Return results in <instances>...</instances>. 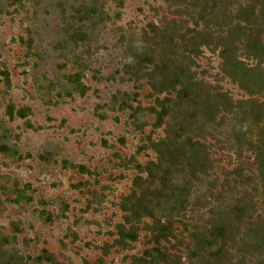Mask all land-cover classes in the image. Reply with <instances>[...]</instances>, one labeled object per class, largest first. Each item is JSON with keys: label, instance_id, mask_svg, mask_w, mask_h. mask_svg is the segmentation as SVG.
I'll list each match as a JSON object with an SVG mask.
<instances>
[{"label": "trees", "instance_id": "trees-1", "mask_svg": "<svg viewBox=\"0 0 264 264\" xmlns=\"http://www.w3.org/2000/svg\"><path fill=\"white\" fill-rule=\"evenodd\" d=\"M92 1L81 13L89 22L98 14V2ZM20 2L0 0V15L7 12V5ZM165 2L172 19L148 23L143 32L148 44L161 47L157 57L145 47L125 53L122 70L134 83L146 81L154 103L148 111L155 121L148 145L121 161L136 174L130 192L118 204L123 215L111 233L113 242L100 250L108 256L112 248L126 249L146 232L147 248L140 256H132L131 264H264V103L259 99L264 96V0ZM117 5L122 8L123 0H117ZM85 32L81 27L74 30L67 42H83L88 39ZM27 47L30 51V40ZM202 48L218 52L221 80L237 85L245 99L233 101L218 84L195 77L191 67ZM0 75L10 88L8 71L4 69ZM83 78L82 70L63 76L67 87L61 85L57 96L63 99L77 93L84 97L89 88L82 84ZM142 110L137 92L118 90L108 103L96 107L95 114L105 121L109 112H128V120L141 129L138 116ZM30 114L29 109H16L13 104L5 112L9 121L25 120ZM25 124L33 128L27 121ZM157 129L164 136L152 140ZM11 139L3 128L0 154L19 160ZM212 145L232 153L235 162L232 169H224L220 182L205 180L215 169ZM147 147L155 158L141 164L136 156ZM64 164L89 173L84 166ZM203 185L205 190L200 192ZM28 190L29 185L16 188L14 202H30ZM177 225L185 236L176 234ZM42 263L64 264L46 250L23 260L8 254L0 244V264ZM99 263H103L101 259Z\"/></svg>", "mask_w": 264, "mask_h": 264}, {"label": "rangeland", "instance_id": "rangeland-1", "mask_svg": "<svg viewBox=\"0 0 264 264\" xmlns=\"http://www.w3.org/2000/svg\"><path fill=\"white\" fill-rule=\"evenodd\" d=\"M91 1L67 0L57 6L56 0H21L7 5L0 15V71L6 69L11 81L6 88L0 75V131H8L21 157L0 154V244L23 260L46 250L64 264H100V259L102 264H131L132 256L147 248L146 232H141L126 249L112 248L108 256L100 250L113 242L111 233L123 215L118 204L130 192L136 174L121 161L148 145L155 121L148 111L154 103L146 81L134 83L122 70L125 53L145 47L157 57L161 47L148 44L143 32L148 23L157 25L172 16L165 0H123L122 8L117 0H97L93 24L81 15ZM80 27L88 39L68 43L67 35ZM220 62L217 51L202 48L191 71L197 79L218 84L233 101L245 99L237 85L221 80ZM78 70L89 91L84 97L74 93L59 98L60 86L67 87L63 76ZM118 90L139 94L145 109L138 116L141 129L128 120V112H109L105 121L95 114L96 107L108 103ZM259 99L264 103V96ZM9 104L31 114L9 121ZM163 136L157 129L151 139ZM210 153L215 169L205 180L220 182L224 169L235 167L233 155L213 145ZM154 158L149 147L136 156L141 164ZM67 162L89 173L65 167ZM24 185L30 186L26 194L32 200L15 203V189ZM204 190L203 185L200 192ZM176 231L185 236L180 225Z\"/></svg>", "mask_w": 264, "mask_h": 264}]
</instances>
